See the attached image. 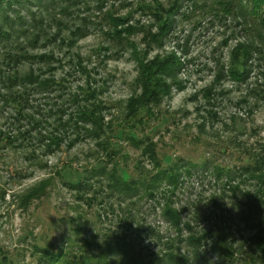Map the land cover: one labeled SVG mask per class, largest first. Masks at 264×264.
<instances>
[{"label": "rangeland", "instance_id": "obj_1", "mask_svg": "<svg viewBox=\"0 0 264 264\" xmlns=\"http://www.w3.org/2000/svg\"><path fill=\"white\" fill-rule=\"evenodd\" d=\"M217 1L25 0L10 7V0H0L6 16L0 27L8 24L21 42L36 40L29 47L34 58L22 67L41 81L57 82L31 97L35 119L46 123L37 131H18H30L26 139L17 132L23 125L14 122L13 112L0 106V264H53L55 256L63 257L57 264H86L104 241L117 239L156 251L148 232H168L158 205L164 196L124 200L106 177L92 173L106 167L116 179L153 174L144 150H152L163 169L184 168L179 188L161 192H174L187 218L196 207L212 210L214 201L231 207L235 183L218 179V172L254 168L264 146V31L242 15L239 0L226 2L232 4L227 10ZM110 18L126 20L117 31L133 28L132 35L118 37ZM79 31L78 38L72 36ZM171 59L180 65L164 78L170 96L158 107H128L141 95L140 66ZM89 89L95 92L90 107L99 110L96 126L92 115L86 127L88 136L63 143L53 154L37 146L39 131L60 133L50 116L60 108L66 114L62 123L75 119L78 108L69 100ZM71 130L79 129L68 125ZM128 136L138 142L129 143ZM242 172H235L237 179ZM263 172L242 174V189L255 185ZM82 178L81 185H70Z\"/></svg>", "mask_w": 264, "mask_h": 264}, {"label": "trees", "instance_id": "obj_2", "mask_svg": "<svg viewBox=\"0 0 264 264\" xmlns=\"http://www.w3.org/2000/svg\"><path fill=\"white\" fill-rule=\"evenodd\" d=\"M34 1L37 0H32V2ZM53 1L55 0H40L43 4ZM23 2L25 0H10L5 6L13 7L14 4L21 5ZM217 2L227 10L232 4L225 3L233 2V0H218ZM239 9L245 18H251L254 23L259 22L261 32L264 31V0H239ZM4 12V10L0 11L2 19L6 17ZM110 21L118 37L124 35L128 37L134 32L133 28H127L122 32L117 31L126 21L124 19L110 18ZM82 33L79 31L72 36L78 38ZM19 38L20 35L14 32L8 24L0 27V106H2V111L10 109L16 116L14 122L23 125L17 132L30 126H32L31 131H37L43 128L45 125L43 123L46 122L35 119L34 115L38 118L39 114L37 109L29 104L31 97L38 89L41 94L47 93L57 82L53 78V81L49 79L41 81L37 75L33 74V71L22 67L31 62L30 58H34L35 55L31 54L33 51L29 47H32L36 40L28 39L21 42ZM43 59L45 60L46 57H39V60ZM244 59H246L245 56ZM179 65L177 59L153 61L149 65L143 63L140 66L139 82H136L142 90L141 95L139 98L133 97L128 107H132L136 102L140 103L143 109L158 107L161 99L169 97L171 94V87L164 78L174 74ZM232 73L235 76L240 75V72L237 71ZM94 96L95 92L90 89L83 90L78 96H71L69 103L73 101V108H78L76 118L69 119L68 123H62L66 117L65 109L61 107L64 109L63 111L58 108L55 114L50 117L55 119L54 124H60V133H58L59 128L56 130L58 132L51 129L49 135L46 136L42 133L43 130L39 131L37 146L39 145L41 149L53 154L62 149L63 143L77 144L82 137L84 138L83 135L88 133L86 127L91 125L92 115L95 117L93 126H96L98 122L96 112L99 107L96 104L90 107V103L95 99ZM61 98L62 96H58L59 101ZM50 113L51 111L42 116L45 118ZM54 124L50 123L49 125L52 128ZM68 125H74L79 130L69 132ZM29 132L26 130L25 133H18L20 137L26 139V134ZM122 132L120 134L124 137L125 134ZM40 136L48 137V140H42ZM131 137L128 136L127 140L135 145L138 140L131 139ZM8 139L11 140V138ZM12 139L19 141V137ZM109 145L108 142H105L103 146L108 149ZM261 153L262 155L259 153L260 162L255 163L254 166L258 172L264 171V146L261 148ZM143 154L153 164L155 173L138 177L130 176L127 179L120 177L116 179L112 177V174L108 176L106 167L101 173L96 172L95 169L92 173L106 177L118 197L124 200L138 198L139 200L157 201L158 196H164L163 204L158 205L161 206V217L168 229L167 234L161 235L152 227L149 229L148 235L154 240L156 251L141 249L137 244L126 239L106 240L100 253L91 256L88 260L85 259L86 264H264V177L245 190V188L242 189L244 186H242L241 179L245 178L242 174L250 173L254 168H238L243 171L239 175L241 179L236 178L238 175L235 172L238 170L232 172L221 170L223 172L222 174L218 172V179L224 176L230 180V185L235 183L234 187L230 186L232 191L231 207L227 208V204L221 201H214L212 210L202 212L196 207L191 217L187 218L186 210L178 207L177 203L173 201L175 193L167 195L168 192H161L166 188L173 190L179 188L181 170L184 168L173 166L170 170L163 169L152 150H144ZM107 157L111 158L112 156L108 154ZM187 174L189 175L188 170ZM83 181L84 178L80 183H70V185L76 187ZM220 199L223 200V197ZM136 204L138 205V202ZM141 231L147 233L143 227H141ZM51 261L53 264H57L63 262V257L55 256L51 258Z\"/></svg>", "mask_w": 264, "mask_h": 264}]
</instances>
